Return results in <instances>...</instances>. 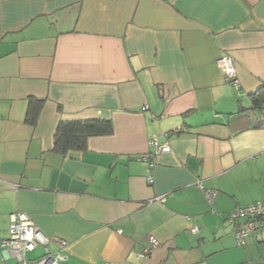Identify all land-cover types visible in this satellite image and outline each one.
I'll list each match as a JSON object with an SVG mask.
<instances>
[{
    "label": "crops",
    "instance_id": "1",
    "mask_svg": "<svg viewBox=\"0 0 264 264\" xmlns=\"http://www.w3.org/2000/svg\"><path fill=\"white\" fill-rule=\"evenodd\" d=\"M260 87L264 0H0V240L19 211L69 243L62 264H264V230L240 246L226 220L264 200ZM90 119L111 132L54 149L60 120Z\"/></svg>",
    "mask_w": 264,
    "mask_h": 264
},
{
    "label": "built area",
    "instance_id": "2",
    "mask_svg": "<svg viewBox=\"0 0 264 264\" xmlns=\"http://www.w3.org/2000/svg\"><path fill=\"white\" fill-rule=\"evenodd\" d=\"M217 65L226 81L230 82L233 88L237 90L239 80L231 56L227 53L222 54L217 59ZM149 144L154 146V150L143 154L140 159L148 165L146 180L151 184L153 181L151 166L154 165L157 154L169 151L170 148L167 143L158 144L156 140L150 141ZM216 195V190H205V197L209 203L215 199ZM157 199L163 200L161 196ZM226 220L234 227L236 243L240 246L244 245L248 235L259 234L264 230V200H256L246 206L236 208L227 214ZM197 231L198 226L189 229L192 234ZM53 239L58 247L55 252L48 248L50 238L38 229L31 217L25 212L15 211L9 215L7 235L0 240V248L14 258V264H62L67 258L66 251L69 243L59 237ZM148 242V245L136 252V258L146 257L154 248L159 246V241L154 236H148ZM38 246L43 247V253L37 258H27V254L34 251ZM0 264L5 263L0 261Z\"/></svg>",
    "mask_w": 264,
    "mask_h": 264
},
{
    "label": "trees",
    "instance_id": "3",
    "mask_svg": "<svg viewBox=\"0 0 264 264\" xmlns=\"http://www.w3.org/2000/svg\"><path fill=\"white\" fill-rule=\"evenodd\" d=\"M256 98L254 107L264 109V89L260 87L251 94ZM260 100H258V99ZM41 99L30 97L26 111L25 121L34 125L36 122L37 109L35 105ZM40 105V104H39ZM111 132L110 120L90 119V120H60L54 132V149L65 153L68 150H83L86 148L87 138L93 135L108 134Z\"/></svg>",
    "mask_w": 264,
    "mask_h": 264
},
{
    "label": "rangeland",
    "instance_id": "4",
    "mask_svg": "<svg viewBox=\"0 0 264 264\" xmlns=\"http://www.w3.org/2000/svg\"><path fill=\"white\" fill-rule=\"evenodd\" d=\"M39 250H40V248L37 247V248L35 249V252H34V253L39 252ZM31 255H33V254H27V257H30Z\"/></svg>",
    "mask_w": 264,
    "mask_h": 264
}]
</instances>
